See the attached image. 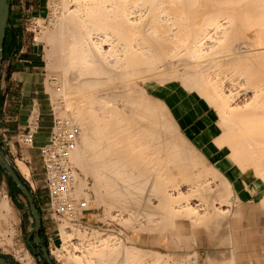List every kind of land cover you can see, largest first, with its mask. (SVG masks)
Returning <instances> with one entry per match:
<instances>
[{
	"label": "bare ground",
	"instance_id": "bare-ground-1",
	"mask_svg": "<svg viewBox=\"0 0 264 264\" xmlns=\"http://www.w3.org/2000/svg\"><path fill=\"white\" fill-rule=\"evenodd\" d=\"M54 3L55 17L51 12L54 25L51 30H44L47 36L44 38L51 43L49 64L59 70L60 84L52 88L46 83L45 87L50 101L56 105V114L67 115L80 130L69 155L75 170L73 199L87 201L79 216L89 209L92 201L106 216L113 208L121 211L120 215L125 213L123 219L119 216L118 223L127 240L109 244L101 239L98 244L91 241L92 230L88 233L90 240L84 230L81 233L76 225L63 222L59 224L61 246L55 251L63 264L65 257L70 264H167L170 255L138 249L129 232H138L140 227L144 230L154 220L150 217L157 214L168 218H164L165 223L157 221L163 223L158 231L165 230V224L181 214L191 216L194 206L189 208L188 201L195 196L200 202L197 207L204 213L211 210L209 214L206 212L209 221L204 215V223L200 222L205 227L213 220L215 224L218 214L212 213L217 207L213 208L214 185L210 189L211 184L193 183L194 177L195 181L199 179L198 183L200 176L205 175L206 181L208 175L219 180L216 190L219 202L215 199L219 204L225 203L231 194L227 180L209 167L201 152L178 131L166 104L155 96L161 88L177 82L183 89L199 92L220 110L224 128L215 144L228 148L229 160L240 166L244 179L264 181V0H54ZM246 31H253L255 40H248ZM219 67H234L231 73L241 69L243 74L238 73L240 77L245 74V85H249L236 88L238 77L234 79L236 83L232 82L238 90L233 89L232 93V74L230 77V71L226 73L231 80L226 79L225 74H220L224 70L218 72ZM154 80L158 85L150 91L140 85L142 81ZM228 98L239 102L241 99L242 107L237 109L239 104L227 103ZM197 165L200 170L193 171L194 175L192 170ZM184 174L191 176L186 178L190 182L184 180ZM89 175L93 178L92 186L87 183ZM184 185L191 188L188 196L180 193ZM151 199L155 211L150 209ZM143 201L146 210L141 205ZM138 205L142 206L141 212L148 211L146 219L149 216L146 225L139 224L140 227L138 223L143 222L138 220L145 217L140 219ZM226 210L218 212L227 214ZM11 211L5 190L0 189V236L7 243L14 230ZM211 213L213 218L209 217ZM198 215L201 218L202 212ZM161 216L157 217L162 219ZM189 218L187 221L192 222ZM218 218L220 223L222 220ZM153 223V229H148V225L145 230L160 227L154 228ZM72 237L74 241L68 242ZM67 242L70 244L65 245ZM16 257L21 264H35L27 250L19 251Z\"/></svg>",
	"mask_w": 264,
	"mask_h": 264
},
{
	"label": "crops",
	"instance_id": "crops-1",
	"mask_svg": "<svg viewBox=\"0 0 264 264\" xmlns=\"http://www.w3.org/2000/svg\"><path fill=\"white\" fill-rule=\"evenodd\" d=\"M22 1L23 0H9V18H8L7 28H6V32H5L4 43H3V56H2L1 77H0V141L1 142L6 141L5 144H8L10 146L8 151H12L11 150L12 149L11 142L16 141L15 137H17L18 131H20L22 128H24L26 126L28 120L30 119V117L33 114H36V116H37V130H36V133L34 136V142L30 146V148H31L30 151L32 153H35L36 155H38V147L42 146L48 142L50 129L52 126L54 115H53L52 103H51L49 97H47V90L45 87V85L47 83V70H46V59H45V55L43 53V48H42L40 42H37L35 37L30 32H27V30H25L24 21L27 19L26 18L24 19L23 17L26 13L31 12L32 10L36 11L37 15H34V16H38V15H40V13L43 14L44 8H42L43 4H41L42 3L41 0H25L26 2L24 4ZM45 79H46V82H45ZM186 91L187 90H183L182 88L178 89V91H177L176 86H169V87L161 88L158 91L157 96L160 98V100H162L166 104L167 109H168L170 114H171V110H170L171 106H173L174 110L177 112V114L179 116L178 122H176L174 120L172 114H171V116H172L174 122L176 123V126L179 129L180 133H182L181 130L183 127L184 129L192 132L194 135H197L199 139L210 140V143L208 145V150L214 151V150L218 149L219 155L225 156V159H222L220 166H223L225 169H228L233 176H236L238 174V171H237V168L235 166L239 167V169H240V166H238L237 164H235V163L231 162V160H229L228 148H220L215 144V139L221 134V132L223 131V128H224L219 116H218V121H217L218 122L217 127L214 129V127H212V125H213L212 120L214 118L213 117L214 114L210 113V111L207 112V110L199 103H194V104L190 103L188 100ZM191 92L196 94L197 96L201 97L196 92H193V91H191ZM202 99L205 100L204 98H202ZM194 107L201 110L200 117H196L195 115H193L192 110L194 109ZM196 119H197V121H195ZM212 132H215V136L213 135ZM182 135L186 138V136L183 133H182ZM8 138H13V141L10 142L9 140H7ZM32 153H29L30 157L32 156ZM202 156L204 157L203 154H202ZM38 157H39V155H38ZM21 159H23V158H21ZM205 161H206V159H205ZM197 166L198 167H196L195 169H193V167H191L193 170L192 169H190V170H192V172H193L196 169H198L196 171H199L200 167H199V165H197ZM210 166L213 167L212 165H209V167ZM41 169H42V167H41ZM172 170L175 171V169H172ZM190 170H189V172H190ZM184 171L186 172V170H183L182 172H184ZM176 172L178 173L179 171H176ZM218 172L220 174H222L220 171H218ZM241 172H242V170H241ZM19 173L23 177V179L26 182H28L27 177L21 172L20 168H19ZM190 174H192V173L190 172ZM193 174L195 175L194 172H193ZM197 174H198V172H196V176H197ZM187 176H189V175H185V177H183L185 181H187L186 178L189 179L191 177V176L190 177H187ZM210 176L211 175L207 176L208 177V179L206 178L207 181L204 179L206 177V175H205V177L203 176L204 178L202 176H200V182L199 183L197 182V181H199V179L197 181H195L197 179V177L196 178L194 177L193 183L196 182L197 184H200V185L202 183L201 186H203V184H205V185L208 184V186H210V184H211L210 189L214 185L213 188L211 189L212 196L216 197V198L214 197V201L216 203L213 202V206H214L213 208H215L216 206L218 208L216 207L214 212H212V213H214V215L218 214V216L220 217V221L222 220L220 223L217 221V220H219V218L217 216L216 220H215V222H216L215 224L213 223L214 220L211 221V224H213L212 227H211V224H210V226H208L209 224L207 225L206 222H205L206 227H205V225L203 226V223L205 221V217L207 216L206 212L208 211V214H209L211 212V210L210 209L205 210V213H204L202 208L197 207V206H199L200 202L198 201L199 198H196V196H195V197H191L192 199L190 198V200L192 201L193 199H195L196 201L193 200L191 203H190V200L188 201L189 208H191V206L192 207L194 206L193 208H191L192 209V215L191 216H189V214H191V213L181 214L178 217H175L171 221L172 223L171 222H168L169 224L166 223L165 224L166 226L164 227L165 230L163 229L161 231H158L159 229H162V227H161L163 224L162 222L163 221H164V223L166 222L164 220L165 217L162 218V216H161L162 214L161 215L157 214V216L158 215H159V217L161 216V218L163 220L159 219L156 215L153 217H150V218H153L154 220H156V224H155L156 226L154 225V223H155L154 220H151V221L148 220V221H150V223H148V225H149V227H148V225H146V223H147L146 221H147V219H149L148 218L149 216H147V219H146V216H144L146 212L143 213L144 210H142V212H141V207L145 205L144 201H143V203L141 202V205L143 204L142 206L139 207V205H138V213H139V215H141V216H139L140 219H142V217H145V218H143L144 220L143 219L138 220L139 222L140 221L143 222L142 224L138 223V226H139V224H140V226L141 225L144 226V224H145L148 227V229L150 227H151V229H153L152 223L154 222L153 223L154 228L155 227L158 228L157 225L160 227L158 229H154V231H152V230L148 231L147 229L145 230V228H147L146 226H145L144 230H142L143 227L141 228L139 226L140 229H138V232L130 233L129 237L133 241H135L137 246H138V244L141 246V247L138 246V249L147 248L149 250L151 249V250L159 252V253L162 252L164 255L168 254V255H170V256H167L169 259L172 258L173 260L176 261L175 264H179L180 262H181L180 264H182V261H184L183 264H186L185 262L190 257L193 258L194 260L196 259L199 261H203L204 264H235L236 244L234 242L233 229L236 226L237 215H238L239 211L244 209V207L241 206L242 203H244V205L248 206V208H251L253 210L252 214L254 215L253 222H252V224H253L252 229L254 232V237L256 239V243H253V245H251V248L249 249V251L250 250L252 251V253H250L251 254L250 256H254V258L251 260V264H264V251L262 249L264 247H262L261 238L259 237V231L261 228L260 227L261 216H262V214H264V211H263L264 205H263V208H262V205H260V209H262V210H259V209H257V206L260 203L256 202V200H243V201L239 202L237 205H235L232 209V212H231V210H228V209L230 207V205H229L230 204V198H231V196H233L232 185L225 178V176L222 174V176L227 180V184H228L231 196L229 195L227 197V198H229V197L230 198L228 200L226 199L227 201L225 203L220 202L221 204H219L218 203L219 200H217L218 199L217 198L218 192L216 193V190H217V187L219 184V180L216 179V181H215L212 177L210 178ZM244 176L245 175H242L243 180H244ZM175 178H177V177H175ZM192 178H193V176H192ZM198 178H199V175H198ZM179 179L180 178H177V180L181 182L182 180H179ZM203 179L205 180V183H204ZM217 180H218V182H217ZM206 182H209V183H206ZM183 183H184V181H183ZM191 183H192V180H191ZM187 184H189V183H187ZM187 184H185V185H187ZM247 185H248L247 187L250 186V188H252V185L249 182ZM184 186H182V188H181V191H182V192H180L181 195H183V194H184V196L190 195V192H192V191H190L191 188H189L187 186L184 187ZM238 188L240 191L239 196H240L241 200H242V198L244 199V198H248V197L252 196L242 186L241 182H238ZM259 188L261 189L260 185H259ZM186 192H189V193H186ZM175 193L173 194L172 197H174L176 195ZM153 199H151L152 202H150V203H152V206L150 208L151 211H155L154 208H152V207L155 206L154 205L155 202L157 203V201H158V200L154 199L155 202H153ZM197 202H198V204H197ZM217 203H218V205H220V207L217 205ZM184 204L182 205L183 208H184ZM196 204H197V206H196ZM252 204H254V205H252ZM148 205H147V207H148ZM186 205L188 206V204H186ZM224 207H226V208H224ZM144 208H145V206H144ZM144 208H142V209H144ZM198 208H199V211H198ZM150 209H149V211H150ZM194 209L195 210L197 209V211H195ZM139 210H140V212H139ZM145 210H146V208H145ZM222 210H226L229 213L227 212V214H225L226 212L224 213V211H223V213H221ZM218 211H221V212L219 213ZM193 212H195L194 213L195 217H192V216H194ZM198 212H200V213H198ZM201 212H202V217H201L202 219L200 217L196 216L198 214H199L198 216H200ZM147 213H148V211H147ZM91 214H92V212H90L89 214L88 213L81 214L79 216L80 221H82L83 218H85L87 216L88 217L91 216ZM186 215L188 216V218L192 217V218H189V220L192 219L193 223L191 221H187L188 218H185ZM204 215H205V217H204ZM212 216H213V214L210 215L209 217H212ZM155 217H156V219H155ZM197 218H199V221H197V223H196ZM212 218H210V219L212 220ZM165 219L167 220L168 218H165ZM193 219H194V221H193ZM207 219H209V218L206 217V221L208 222L209 220H207ZM263 219H264V216H263ZM158 220H161L162 222L159 223V222H157ZM202 220H203V223H201ZM190 223H192L193 225ZM150 224H151V226H150ZM208 227H211V228H208ZM142 232H147V234H144ZM187 238H190L193 242L194 251L192 253H185L184 252L185 242H186ZM39 264H43V262L39 261Z\"/></svg>",
	"mask_w": 264,
	"mask_h": 264
},
{
	"label": "rangeland",
	"instance_id": "rangeland-1",
	"mask_svg": "<svg viewBox=\"0 0 264 264\" xmlns=\"http://www.w3.org/2000/svg\"><path fill=\"white\" fill-rule=\"evenodd\" d=\"M41 1H42L41 4H43L42 8H44L43 14L40 13V15L34 16L37 14H36L35 10H32L31 12L26 13L23 18L24 19L25 18L26 19L33 18V17L34 18H40L39 22H42L41 18L48 16V18H50L52 21V19L56 15V12H55L56 10L54 11V9H55L54 0H41ZM22 2L24 4L26 1L23 0ZM51 12H54V17L52 16L53 13H51ZM51 23H53V24H51ZM51 23L48 25L45 24L44 27L42 28V30L36 34H34L32 31H30L29 26L26 25L27 24L26 20L24 21V28H25V30H27V32H30L35 37L37 42H40V44L43 48V53L45 55V59H46L47 83L50 87L54 88V87H58L60 84V82H59L60 81V79H59L60 75H58L59 70L57 68L54 69L50 65L51 60L48 59L49 58L48 53L51 49V45H50L51 43L49 42L48 38L46 40L44 38V37H47V36H45L46 35L45 31L46 30L49 31L53 28L54 19ZM252 32L246 31V34H248L247 38L251 42L253 40H255L254 32L253 33ZM45 41L47 43H45ZM219 68H221L222 70ZM219 68H217L219 70V71L217 70L218 72L223 71V70L224 71L227 70L226 72L223 71L224 73L223 72L220 73L221 75L225 74L226 79H229L231 77L230 75L232 74V77H233V78H231L232 80L229 79V80H231V83L232 82L236 83V81H234V79L237 80L239 77L238 80H241V82L237 80L238 85L237 84H236V86L234 85L236 88H238V87L240 88L241 86H239V85H243V84L244 85L242 88L249 85V83H248V85H245V83L247 84V82H246L247 80L245 81L243 79V76H244V78H246L245 74L240 77V74L238 73V71L242 72L241 69L240 70L235 69V71H237V72L235 73V71H234V73H231L233 71H230V70L234 69V67L233 68L230 67L229 69L227 67H225V68L219 67ZM211 69H212V66H211ZM209 71H210V69H209ZM229 71H230V74H228ZM226 73L230 76L229 78H227L228 75ZM241 74H243V73H241ZM145 82H146V84H145ZM157 83L158 82L156 80H154V81H142V82H140V85L142 87L148 88V91H150L152 89V86L158 85ZM233 83L231 84V86L233 85ZM173 86H176L177 91H178V89L182 88L179 82H177L175 85L173 84ZM236 88H233V86H232V93L234 91L238 90ZM233 89H234V91H233ZM183 90H187L186 91L187 97H188V100L190 103H193V104L199 103L207 110V112L210 111V113L214 114L213 115L214 118L212 120L213 121L212 127H214V129H215L217 127V123H218L217 122L218 116L220 118V110L217 107H215L210 101H207L206 98L204 96H202L199 92L193 91V92H196L197 94H199L202 98H204L211 106L205 100H203L201 97L192 93L189 89L184 88ZM48 93L49 92L47 91V97H49ZM224 93L226 95V92H224ZM155 98L160 99L157 95L155 96ZM49 99H50V97H49ZM230 100L231 99L228 98L227 103L235 102V103H237L236 105H238V104L241 105V106L238 105L239 108L237 107V109H240L243 105L241 102L242 101L241 99H239L240 102L238 100L237 101L236 100L230 101ZM60 101H61V98L58 99V102H60ZM51 103H52L53 112L55 113V114L53 113V115L65 118L69 123L72 121V119L70 117H67V115L61 116L59 114H56V110H55L56 105L53 103V101H51ZM233 109H235V108H233ZM170 110H171V114H172L174 120L176 122H178L179 116H178L177 112L174 110L173 106L170 107ZM192 113L196 117H200L201 110L194 107V109L192 110ZM67 114H68V111H67ZM195 121H197V119ZM71 124H72V122H71ZM178 131H179V129H178ZM181 132L186 136V138L189 140L191 145L204 155V157L206 159V163L209 165H212L218 171H220L225 176V178L230 182V184L232 185L233 196H231L230 204H229L230 205L229 210H231V212H232L233 207L243 200H256V202L260 203V204H258L257 209L262 210V209H260V205H262V208L264 205V203H263L264 198L263 199L261 198L263 193H264V181L262 179H260V178H254L253 179L251 177L250 178L245 177V179L243 180L242 179L243 173L241 172V170L237 166H235V167L237 168L238 174L236 176H233L228 169H225L223 166H220L221 161H222V159H225V156L219 155L218 149H216L214 151L208 150V145L210 143V140L199 139L197 135H194L192 132L184 129L183 127H182ZM212 133L215 136V132H212ZM7 140H9L11 142V141H13V138H8ZM15 140L16 141L11 142V145H12L11 150L12 151H8L10 146L8 144H5L6 141L5 142L0 141V151L3 153V155L6 157L7 161L14 167L15 170H17L19 172V168H20L21 172L27 177V179H28L27 183L31 188V193H32L31 195H32V197H34L36 199V203L39 207V213H40V218H41V227H42V237L44 239V245L46 246L47 251L50 254L52 260L56 264H63L61 262L62 258H60L58 256V253H57L58 250L60 249V246H61V244H60L61 241H60V237H59L60 236L59 224H61L63 222L65 223L67 221L64 219L59 220L58 218H56V216L51 214L46 209L45 202L47 201V199H46L47 193H46L45 184H44L43 171L41 169V162H40L38 155H36L35 153H32L30 151V149H31L30 146L20 143L17 140V137H15ZM137 148H138V146H137ZM29 153H32L31 157H30ZM21 158H23V159H21ZM6 177H7V174L0 167V189L5 190L6 199L8 201V204L10 205V208L12 210L11 213H12L15 221H13V220H11L12 222L10 221L11 225L14 229L13 234L10 237V243H7L6 240L2 236H0V256L4 257L8 262H19L17 257H16L17 253L19 251L27 250L28 253L30 254V256L34 259L35 264H39V261L42 262V260H44V259L38 253L34 254L29 249V247L27 245V236L29 234L33 233V230H34V220H33V217L31 215L30 211H29L28 202L26 201V199L23 195L22 196L16 195V197H14V194L11 193V191H10ZM238 182H241L242 186L252 196H250L248 198H244V199L242 198V200H241V198L239 196L240 191L238 188ZM246 182H249L252 185L253 189L249 188V187L247 188L245 186ZM87 183L90 186L93 185V178L91 175H89L87 177ZM259 185L261 186V189L259 188ZM77 199H80V198H77ZM252 205H254V204H252ZM241 206L244 207V209L239 211V213L237 215V223H236L235 228L233 229L234 242L236 244L235 264H251V260L254 258V256H250L251 255L250 253H252V251L251 250L249 251V249L251 248V245H253V243H256V239L254 237V232L252 229L253 228L252 222H253L254 215L252 214L253 210L251 208H248V206L244 205V203H242ZM226 207H224V208H226ZM263 211H264V209H263ZM90 212H92L91 216H89V217L87 216V217L83 218V220L80 221V223L78 225H76V226L74 225L75 228H78V230H80V232L82 230H84L83 232H84V234L86 233L87 239L90 237V236L88 237V235L90 234V232L92 230V232H91L93 234L92 240H91V238H89L92 242H93V240H94V242H96L97 240L99 241L101 239H102L101 240L102 242H104L103 240H105V243L107 242L109 244L118 243L119 241H121L120 243H125L127 241V240H125L126 236H124L125 231L121 227L120 223H118V221H120V217H122V219H123L125 213L122 212L123 215H120L121 211H119L116 208L115 209L113 208V211L111 210L112 213L109 211V213H108L109 216H106L102 213L103 211L100 208H98L97 205L95 204V202H93V201H92L89 209L86 210L85 212H83L82 214H85V213L89 214ZM263 216H264V214H262V216H261V225H260L261 228L259 231V237L261 238L262 247H264V229H263L264 228V219H263ZM113 217H115V219ZM130 233H135V232L131 231V232H129V235H130ZM142 233L147 234V232H142ZM93 236H94V238H93ZM108 239H109V242H108ZM73 241H74V238L73 239L70 238V240L68 242H73ZM98 241H97V243L99 244L100 242H98ZM68 242L65 245H69L70 243H68ZM138 246H140V245L138 244ZM262 249L264 251V248H262ZM70 250H71V248H70ZM193 251H194L193 242L190 238H187L186 242H185L184 252L185 253H192ZM65 262H66V264H70L68 257H65ZM175 262L176 261L171 258V259H169L167 264H175ZM143 263H145V261ZM185 263L186 264H204L203 261H199L196 259L194 260L191 257ZM146 264H150V263H146Z\"/></svg>",
	"mask_w": 264,
	"mask_h": 264
},
{
	"label": "built area",
	"instance_id": "built-area-1",
	"mask_svg": "<svg viewBox=\"0 0 264 264\" xmlns=\"http://www.w3.org/2000/svg\"><path fill=\"white\" fill-rule=\"evenodd\" d=\"M40 18H28L27 26L34 34L39 33L44 25L52 21L48 16ZM28 29V28H27ZM37 130V116L33 114L26 126L17 133V140L31 146ZM80 133L77 125L69 123L65 118L53 116L48 142L38 147V155L43 171L46 189V209L70 224H79V214L87 207V201L83 198L73 199V186L75 170L69 162V155L76 146ZM58 229V228H57Z\"/></svg>",
	"mask_w": 264,
	"mask_h": 264
},
{
	"label": "water",
	"instance_id": "water-1",
	"mask_svg": "<svg viewBox=\"0 0 264 264\" xmlns=\"http://www.w3.org/2000/svg\"><path fill=\"white\" fill-rule=\"evenodd\" d=\"M8 18H9V0H0V77H1V63L3 56V43H4ZM0 167L1 169L4 170V172L15 184V186L20 190L21 194L25 197L26 201L28 202L29 211L34 220L33 243L39 244L41 242V238L39 235V231L41 228V218H40V213L34 203V198L32 197L31 193L28 191L25 184L20 180L14 167L7 161L6 157L3 155L1 151H0ZM30 235L31 234L27 236V239L29 238ZM40 252H41V257L44 259L46 264H56L52 260L45 245H41ZM0 264H20V263L8 262L4 257L0 256Z\"/></svg>",
	"mask_w": 264,
	"mask_h": 264
},
{
	"label": "trees",
	"instance_id": "trees-1",
	"mask_svg": "<svg viewBox=\"0 0 264 264\" xmlns=\"http://www.w3.org/2000/svg\"><path fill=\"white\" fill-rule=\"evenodd\" d=\"M15 171L18 174L20 180L25 184V186L27 187L28 191L31 193V188L28 185V183L23 179V177L20 175V173L17 170H15ZM6 179H7V182H8L9 188H10V191H11V193L14 194V197H16V195H21L22 196L20 190L15 186V184L11 181V179L8 176L6 177ZM34 202H35V205H36V207H37V209L39 211V207H38V205L36 203V199L35 198H34ZM40 232H41V235H40V238H41L42 237V227L40 228ZM42 262H43V264H46L44 260H42Z\"/></svg>",
	"mask_w": 264,
	"mask_h": 264
},
{
	"label": "flooded vegetation",
	"instance_id": "flooded-vegetation-1",
	"mask_svg": "<svg viewBox=\"0 0 264 264\" xmlns=\"http://www.w3.org/2000/svg\"><path fill=\"white\" fill-rule=\"evenodd\" d=\"M39 235H41V232L39 231ZM33 236H34V232L31 233V235L29 236V238L27 239V245L29 247V249L34 253V254H40V247L41 245H44V239L43 237H41V242L39 244H34L33 243Z\"/></svg>",
	"mask_w": 264,
	"mask_h": 264
}]
</instances>
